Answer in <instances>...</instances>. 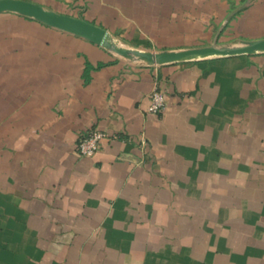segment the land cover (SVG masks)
Wrapping results in <instances>:
<instances>
[{"label": "crops", "instance_id": "obj_1", "mask_svg": "<svg viewBox=\"0 0 264 264\" xmlns=\"http://www.w3.org/2000/svg\"><path fill=\"white\" fill-rule=\"evenodd\" d=\"M29 1L136 49L264 39V0ZM0 264H264V51L149 62L0 12Z\"/></svg>", "mask_w": 264, "mask_h": 264}, {"label": "water", "instance_id": "obj_2", "mask_svg": "<svg viewBox=\"0 0 264 264\" xmlns=\"http://www.w3.org/2000/svg\"><path fill=\"white\" fill-rule=\"evenodd\" d=\"M16 12L21 15L34 18L47 25L62 29L64 31L82 36L98 45L110 46L108 31L84 18L62 14L55 10L47 9L41 4L29 0H0V12ZM116 53L123 56L134 54L137 58L149 62H168L184 59L193 54L214 53L216 55L254 53L264 51V39L247 41L238 49L209 46L203 48H191L180 51H163L160 53L142 50H129L126 48H115Z\"/></svg>", "mask_w": 264, "mask_h": 264}, {"label": "built area", "instance_id": "obj_3", "mask_svg": "<svg viewBox=\"0 0 264 264\" xmlns=\"http://www.w3.org/2000/svg\"><path fill=\"white\" fill-rule=\"evenodd\" d=\"M165 106V94L161 89L156 88L150 96L149 109L153 113H161ZM108 137L117 138L118 135H109L107 131L102 129H90L79 137L77 151L82 156H93L99 151L102 140ZM140 142L142 145H146V137H141Z\"/></svg>", "mask_w": 264, "mask_h": 264}, {"label": "rangeland", "instance_id": "obj_4", "mask_svg": "<svg viewBox=\"0 0 264 264\" xmlns=\"http://www.w3.org/2000/svg\"><path fill=\"white\" fill-rule=\"evenodd\" d=\"M108 48L111 51L115 52V53H116L115 48H126V49H129V50H142V51H149V52H157V53H160L159 51H151V50H148V49H141V48L136 49V47H133L132 45L128 44L127 42L122 41V40H119V39H117L115 37H112L110 39V46H108ZM130 57L136 58V56L134 54H131Z\"/></svg>", "mask_w": 264, "mask_h": 264}, {"label": "bare ground", "instance_id": "obj_5", "mask_svg": "<svg viewBox=\"0 0 264 264\" xmlns=\"http://www.w3.org/2000/svg\"><path fill=\"white\" fill-rule=\"evenodd\" d=\"M216 54L214 53H207V54H193V55H189L186 58H199V57H204V56H214Z\"/></svg>", "mask_w": 264, "mask_h": 264}, {"label": "trees", "instance_id": "obj_6", "mask_svg": "<svg viewBox=\"0 0 264 264\" xmlns=\"http://www.w3.org/2000/svg\"><path fill=\"white\" fill-rule=\"evenodd\" d=\"M102 65V63H99V66H101Z\"/></svg>", "mask_w": 264, "mask_h": 264}]
</instances>
